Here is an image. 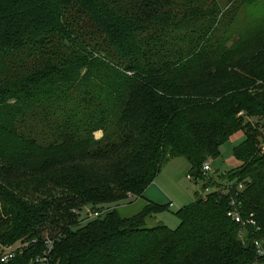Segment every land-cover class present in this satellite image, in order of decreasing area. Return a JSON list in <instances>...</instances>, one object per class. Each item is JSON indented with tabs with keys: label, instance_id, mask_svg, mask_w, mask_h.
<instances>
[{
	"label": "trees",
	"instance_id": "16d2710c",
	"mask_svg": "<svg viewBox=\"0 0 264 264\" xmlns=\"http://www.w3.org/2000/svg\"><path fill=\"white\" fill-rule=\"evenodd\" d=\"M226 4L0 0V259L38 240L0 264L48 238L49 264H264V0ZM238 131L240 165L203 175ZM177 157L202 191L176 229L150 225L171 208L144 194Z\"/></svg>",
	"mask_w": 264,
	"mask_h": 264
},
{
	"label": "rangeland",
	"instance_id": "374dc122",
	"mask_svg": "<svg viewBox=\"0 0 264 264\" xmlns=\"http://www.w3.org/2000/svg\"><path fill=\"white\" fill-rule=\"evenodd\" d=\"M227 1L228 0H219V3L223 8H225L227 6ZM41 21L46 22V20ZM44 28L45 27L42 25L36 26L34 31L35 39L41 40V38L45 36V33L42 32ZM48 46L49 44L43 47L42 43L41 50H48ZM95 135L97 139H100L102 138L103 134L102 131H97ZM262 135H264V131L262 132ZM244 140L245 133L243 131H238L229 141L223 144V146L221 147L220 157L212 161V168L214 169V171L219 168L221 169L220 173H225L229 170L235 169L240 165L238 159L234 158V151L235 147L239 146ZM189 175H191L190 165L188 161L181 157H177L176 159L171 160V162L163 167L162 171L157 175V178L155 179V187L158 188L156 189V191L157 194L160 195L161 200L157 199L158 201L155 202L160 205H170L171 212H163L162 214L157 215L152 219V221H150V225H156L157 223L161 222L162 224L165 223L173 230L178 227L180 220L177 219L174 213L177 212L179 208L192 204L195 199V192L197 190H200V192L202 191V184L196 186L195 181H191ZM209 176L215 177L216 173H211V175ZM222 180L224 179L219 178V182H221ZM206 189V193L212 190V188L210 187ZM145 204L146 202L144 199L136 198L131 203L119 205L118 211L119 214L123 217H132L135 214L139 213L144 208ZM90 212L85 211L82 217L85 218ZM14 247L17 248L19 247V245H16Z\"/></svg>",
	"mask_w": 264,
	"mask_h": 264
},
{
	"label": "built area",
	"instance_id": "2783aa9c",
	"mask_svg": "<svg viewBox=\"0 0 264 264\" xmlns=\"http://www.w3.org/2000/svg\"><path fill=\"white\" fill-rule=\"evenodd\" d=\"M264 131V128H263ZM213 168H212V162L211 161H206V163L203 166V170L202 173L203 175H211V173L213 174ZM190 180L195 181V184L197 182V180L194 179V177L192 175H189ZM197 186V185H196ZM237 188L243 190V184L239 183V185L237 186ZM232 191V186H225L224 188V192L228 193ZM206 193V192H205ZM207 194V193H206ZM229 203L231 204V209L228 212V215L237 223H241L243 225H257V222L253 219L250 218L249 220L245 221L244 217H242L241 215V211L239 209V205L237 203V199H235L234 197H230L229 199ZM101 213L99 212H90L88 213V215L85 217L88 218L87 220H91V218H95V217H99ZM38 240L37 239H33L31 242H22L19 243V247H10L8 249L5 250L4 255L1 257L0 262L1 263H5L13 258H15L17 255H19L20 253H22L25 249H27L28 247H30L33 243H36ZM18 246V245H17ZM54 246V240L51 238H48L46 241V249L43 251V254L39 255L38 257L35 258V264H49V255L50 252L52 250ZM255 246H257V251L258 254L261 257H264V246L262 245V243L259 240H255Z\"/></svg>",
	"mask_w": 264,
	"mask_h": 264
},
{
	"label": "crops",
	"instance_id": "0c3cea01",
	"mask_svg": "<svg viewBox=\"0 0 264 264\" xmlns=\"http://www.w3.org/2000/svg\"><path fill=\"white\" fill-rule=\"evenodd\" d=\"M216 170H219V172L221 171V169H219V168L216 169ZM155 186H156V184H155V181H154L152 184H150L148 186V188L146 189V192H145V197L147 199H150V200L154 201V202L155 201H158L157 199H160L161 200L160 195L157 194V191H156V189H158V188L155 187Z\"/></svg>",
	"mask_w": 264,
	"mask_h": 264
},
{
	"label": "water",
	"instance_id": "95a60500",
	"mask_svg": "<svg viewBox=\"0 0 264 264\" xmlns=\"http://www.w3.org/2000/svg\"><path fill=\"white\" fill-rule=\"evenodd\" d=\"M215 173L218 174L219 173V170H216Z\"/></svg>",
	"mask_w": 264,
	"mask_h": 264
}]
</instances>
